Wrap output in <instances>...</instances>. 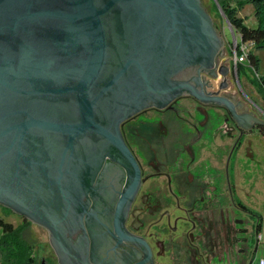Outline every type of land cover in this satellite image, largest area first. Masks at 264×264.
Instances as JSON below:
<instances>
[{
  "label": "water",
  "instance_id": "obj_1",
  "mask_svg": "<svg viewBox=\"0 0 264 264\" xmlns=\"http://www.w3.org/2000/svg\"><path fill=\"white\" fill-rule=\"evenodd\" d=\"M224 48L202 0H0V206L47 229L61 256L85 214L93 159L110 149L131 168L114 233L118 245L138 242L121 224L141 180L122 122L190 91L225 107L241 137L264 128L228 98L173 81L194 66L227 79Z\"/></svg>",
  "mask_w": 264,
  "mask_h": 264
},
{
  "label": "flooded vegetation",
  "instance_id": "obj_2",
  "mask_svg": "<svg viewBox=\"0 0 264 264\" xmlns=\"http://www.w3.org/2000/svg\"><path fill=\"white\" fill-rule=\"evenodd\" d=\"M219 65L229 68L227 79L213 78L194 66L178 73L173 81L188 84L205 97L228 98L239 115L254 113L237 93L229 92L233 82L240 80L232 55L226 56L223 51ZM225 83L227 90H221ZM211 110L221 115L227 133L240 134L236 119L225 107L202 103L190 91H183L163 108L151 103L122 122L120 133L139 167L141 180L137 193L122 212L121 224L124 232L138 242L122 241L118 245L114 233L116 207L130 185L131 168L108 149L99 152L101 160L93 159L96 163H92L91 169L98 168L83 198L85 214L77 225H68L66 250L61 256L51 244L50 232L44 228L55 254L51 258L54 263L242 264L245 247L241 240L249 231L247 264H252L253 247L259 237L257 214L235 197L233 204H228L222 195L218 198L209 176L194 173V167L205 160L196 157L195 143L204 133L198 128H209ZM199 114L205 118L198 119ZM230 249L233 263L226 259Z\"/></svg>",
  "mask_w": 264,
  "mask_h": 264
},
{
  "label": "rangeland",
  "instance_id": "obj_3",
  "mask_svg": "<svg viewBox=\"0 0 264 264\" xmlns=\"http://www.w3.org/2000/svg\"><path fill=\"white\" fill-rule=\"evenodd\" d=\"M202 3L212 17L217 33L224 40L225 55L229 56L233 48L241 43V37L235 34L233 29L231 30L223 17H220L212 0H202ZM242 16L246 17V24L249 27H256L252 6H247ZM255 54L260 61L259 71L255 72L247 60L245 64L247 69L241 72L238 82H233L230 86L232 90L229 92H233L234 95L237 93L240 99L249 105V109L255 113L256 117L264 119V90L258 85L260 78H264V51H255ZM197 117L205 118L200 114ZM208 120L209 128L205 130L202 127L198 128L204 133L202 139L195 143V150L198 153L196 157L197 160L201 157L205 160L201 165L194 167V173L208 175L214 188L217 189L218 198L222 195L227 199L228 204H233L236 197V190L234 194L232 190L235 183L238 188V198L242 197L253 211L255 209L264 211V138L259 135L258 129L247 132L242 137L240 134L237 136L236 133H227L223 118L214 110L208 113ZM253 187L256 190L252 194ZM1 219L13 224L19 230L22 242L33 248L38 264H55L52 260L55 254L49 242V235L44 228L23 221L18 215L9 213L0 206ZM248 221L254 222V219ZM3 238L4 233L0 227V243ZM230 250L226 259L233 263L234 257Z\"/></svg>",
  "mask_w": 264,
  "mask_h": 264
},
{
  "label": "trees",
  "instance_id": "obj_4",
  "mask_svg": "<svg viewBox=\"0 0 264 264\" xmlns=\"http://www.w3.org/2000/svg\"><path fill=\"white\" fill-rule=\"evenodd\" d=\"M219 11L220 17L229 22L235 34L239 35L243 43H253L249 52V63L255 72L259 71V59L255 51H264V0H212ZM247 6H252L256 19V27L251 28L246 24V17L242 12ZM222 11V13H221ZM240 45V44H238ZM240 47V46H239ZM232 55V51L230 52ZM240 49H238V55ZM246 65H238L239 79ZM259 87L264 90V78H260ZM264 134V128H261ZM11 213L9 210H7ZM4 238L0 243V264H38L32 247L26 246L19 235V230L13 224L0 220Z\"/></svg>",
  "mask_w": 264,
  "mask_h": 264
},
{
  "label": "crops",
  "instance_id": "obj_5",
  "mask_svg": "<svg viewBox=\"0 0 264 264\" xmlns=\"http://www.w3.org/2000/svg\"><path fill=\"white\" fill-rule=\"evenodd\" d=\"M262 120H264V119H262ZM254 129H258L259 135H261V137L264 138V134L261 132V127H256ZM251 131H249V132H251ZM255 190H256V188L253 189L252 194L255 192ZM234 191L236 192L235 193L236 200L239 201L245 208H247V209L251 210L252 212H254L255 214H257V219L256 220L258 222V224H257L258 225V230L256 231V233H258V236L261 237V238L260 239L257 238L256 242H255V246L254 247L252 246L253 250H254L253 264H255L260 259H264V211L261 210V209H255V211H253L252 209H250L249 205L247 204L246 201H244V199L242 197L238 198L237 197L238 188H237V185L235 183L233 185V194H234ZM250 234L251 233L249 231H246L245 234H244V236H246V238L241 240L242 244L245 247V250L242 252V256H241V263L242 264H247L248 251H249V246H250V239L248 238V236H250ZM246 240H247V242H246Z\"/></svg>",
  "mask_w": 264,
  "mask_h": 264
},
{
  "label": "built area",
  "instance_id": "obj_6",
  "mask_svg": "<svg viewBox=\"0 0 264 264\" xmlns=\"http://www.w3.org/2000/svg\"><path fill=\"white\" fill-rule=\"evenodd\" d=\"M240 46V47H239ZM238 49H240V54L238 55ZM253 49V43H243L241 42L240 45L235 46L232 52V58L235 64L238 66L239 64L245 65L247 60L249 61V52ZM261 237H258L260 239ZM253 264V263H252ZM255 264H264V259H260Z\"/></svg>",
  "mask_w": 264,
  "mask_h": 264
}]
</instances>
